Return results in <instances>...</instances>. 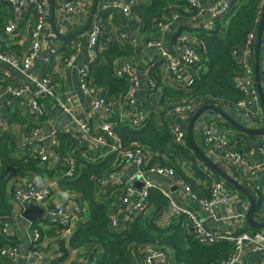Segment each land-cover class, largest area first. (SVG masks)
<instances>
[{
	"label": "built area",
	"instance_id": "obj_1",
	"mask_svg": "<svg viewBox=\"0 0 264 264\" xmlns=\"http://www.w3.org/2000/svg\"><path fill=\"white\" fill-rule=\"evenodd\" d=\"M14 10V16L5 25V34L13 35L18 31L23 24L24 13L29 11L31 14L32 24L26 28L28 35L27 52L23 55H15L3 52L0 49V64H8L9 69H13L19 75L25 77V80L16 88L7 84L0 85V109L5 104L12 101H17L21 106H24L33 118L41 119L44 115V109L39 103L41 97L49 98L58 110L66 115L70 122L73 123L76 130L64 128L61 132L72 138L75 147L60 154V167L63 168V177L67 179H74L77 175L76 165L77 158L81 155L84 158H90L92 155L98 154L97 161H101L108 154H115V164L111 173L99 174L93 178L95 187L106 185L109 183V178L117 174L120 168L124 165H131L132 171L124 183L116 184V191L120 192L119 201L127 202L129 198L131 201V211L126 220H118L116 216L117 207L113 205L111 209L108 227L113 232L122 230L127 220H132L135 216L143 212L147 207V201L150 190L160 191L169 199V194L160 186L151 181V177L169 178L175 175V171L171 167L162 166L157 162L150 163L154 158V154L149 153L142 145L134 147H121L116 136L114 135V128L118 124H127L134 127L144 126L149 119V113L145 108L136 107V94L141 89V81L137 77L134 68L130 63L125 61H116L114 65V77L123 78L128 84V90L125 95L120 97L119 109L109 104L104 94L105 87L100 86L95 82L94 71L99 64L97 60V43L102 34V25L99 21H94L92 27L87 34L81 37L85 38V55L79 59L73 56L65 57L62 64L67 68L75 66L78 70L80 80V90L84 93H91L93 97V104L88 108L84 115H77L72 107L71 98L66 92L59 93L57 91V79L51 74V56L57 52L53 50L47 56H41L40 39L45 31L47 25V0H5ZM189 7H198V0H183ZM264 1V0H263ZM143 0H135L131 6L124 9V14L128 18H134L132 9L143 4ZM244 0H211L207 9H199V16L201 22L197 29L205 34H211L216 28V20L221 19L229 14L232 10L236 11ZM264 3V2H263ZM263 6V4H262ZM260 7V15L262 12ZM56 12L59 17L65 18L68 14H76L78 10L83 7L88 9L90 7L89 0H71L67 2H59L55 5ZM118 7V2L110 0L106 2L102 9L103 11ZM167 24L162 23L158 25L157 31L154 35L147 37L145 45L147 47H156L159 57L163 60V64L167 71V79L169 86L177 90H188L192 83L194 76L205 68L206 53L203 45L198 42L196 37H190L188 44L179 43L175 47L181 48L182 54L179 60H174L163 46L162 35L166 32ZM257 30V29H256ZM256 30L250 33L244 45L235 47L231 51V56L240 75L233 80V85L238 89L244 97L235 104L226 105L230 109L239 111L246 108H253L251 121L249 125L241 123L245 127L252 129L264 128V109L260 103L258 91L254 82V49L256 42ZM219 33V30H218ZM126 42V41H125ZM184 42V41H183ZM156 56H152V61ZM41 60L45 70L41 72L42 75L31 76L28 75V70L38 61ZM185 70V75H179L176 70L177 65ZM260 79L264 81V35L261 43L260 51ZM5 77L0 67V78ZM145 92L147 96H154L159 93L157 90L158 84L152 78L147 77L145 80ZM161 95L159 93L158 98ZM212 104L213 99L209 96L203 98H194L193 100L183 99L172 104V106L165 112V119H172L178 116H186L189 118L199 107ZM217 106V105H215ZM218 107V106H217ZM103 110L105 115L100 116L99 111ZM224 110V109H223ZM227 113V112H226ZM231 116V115H230ZM232 117V116H231ZM234 118V117H233ZM238 121L236 118H234ZM198 130L202 135V142L206 148L214 153H220L225 158H230L239 175L246 179L245 187L255 194L263 196L264 204V182L255 184L252 181L254 175V166L251 158L254 154L253 149L248 152H240L236 148V144L225 140L222 135L225 133L223 123L225 121L212 112L205 113L198 121ZM240 123V122H239ZM51 126L50 120L44 122V125L31 127L25 133V145L36 153L41 165L53 167L50 154L54 151V146L57 145V138L59 133L56 130H50L47 136L42 134V128ZM170 141L174 146H184L186 142V128L173 122L169 125ZM1 135V133H0ZM49 142V143H48ZM260 151L264 154V144L261 145ZM80 152V155L79 153ZM206 171V170H205ZM209 171V170H207ZM253 182V183H252ZM135 183H140L139 187H135ZM54 191V184L39 185L34 182H28L24 187H16L9 195L11 203L22 206L25 203H32L39 207L46 209L49 216L63 212V204L56 198H52ZM230 190L226 184L219 179L212 180L209 185V196L200 197L192 192L188 184L182 183V195L185 202H190L196 205L199 209L210 210L228 204V197ZM54 205L52 208L51 205ZM169 207L171 212L167 214L171 219H179L183 217L186 223V229L190 235L198 240L200 245H213L215 243L232 240L234 242V251L228 259L219 264H235L240 256L242 249L245 247L252 252H260L263 258L256 264H264V231H243L245 225L239 224L238 235H225L220 233H212L205 229L203 222L197 217L193 210L178 206L174 201L169 199ZM20 214V213H19ZM64 215L58 222L51 221L55 227L64 229L66 233H70L72 228H75L77 216ZM257 221H264V210L256 214ZM13 219H2L0 221V232L3 235L9 236L12 232ZM74 231V230H73ZM35 239L38 240L39 233L35 230ZM58 244H56V250ZM18 248L4 245L0 249V255L9 260L10 264H15L18 255ZM29 252V251H28ZM135 256L142 264H154V260L159 258L158 264H168L169 256L166 252L157 250L154 246H137L134 250ZM34 252H29L27 258L34 256Z\"/></svg>",
	"mask_w": 264,
	"mask_h": 264
},
{
	"label": "trees",
	"instance_id": "obj_2",
	"mask_svg": "<svg viewBox=\"0 0 264 264\" xmlns=\"http://www.w3.org/2000/svg\"><path fill=\"white\" fill-rule=\"evenodd\" d=\"M67 1L71 0H54V4ZM263 2V0H244V3L236 11L232 10L229 14L216 20V28L211 34H205L201 30L195 29L194 35L203 45L206 61L205 68L194 76L191 87L188 90H177L171 87L164 89L158 102L157 111L156 108L151 111L144 126L134 127L118 124L114 128V135L121 147L131 148L142 145L149 153L155 155L150 163L157 162L162 166L173 168L176 175L191 187L192 192L203 198L209 196L211 181L218 180V178L206 170L201 160L188 146L187 140L184 146L171 144L169 125L174 121L173 118L165 119L164 114L173 103L183 99L193 100L197 97L209 96L215 105L223 109L226 105L235 104L244 97L242 92L233 85L234 78L238 77L240 72L235 66L231 51L235 47L244 45L247 36L257 29L260 7ZM172 4H182V2L149 0L148 3L135 6L132 13L142 23L144 33L151 36L156 33L159 24L167 23L171 15L169 9ZM13 16L14 10L10 4L5 0H0V49L21 56L27 51L21 52L18 45L3 46L1 44V40L8 43L5 25ZM222 27L224 31L219 34L218 30ZM68 45L69 43H65L63 48ZM136 53L137 49L132 45L107 44L102 52L103 62L99 63L94 71L95 82L108 88L110 93L116 97L125 95L128 84L125 79L114 77V65L116 61L130 58ZM151 78L154 81L158 80L153 75ZM0 85L7 84L0 78ZM17 103L15 100L11 105L5 104L3 113L9 126L24 127L25 129L21 131L24 132L29 129L30 125L18 109ZM158 118L160 121H157ZM198 124H196L195 132H197ZM223 128L225 133L233 132L241 143H247L253 137L236 131L226 123H223ZM17 137V135L6 131L0 135V221L12 219V207L6 200L9 182L13 178L29 175L41 176L47 172L46 166L40 164L36 153H32L26 147H18ZM58 139L62 144L71 142L66 135L59 134ZM239 145L241 144L239 143ZM199 147L207 155L211 153V150L205 146ZM98 156L99 153L90 158L80 155L77 158L76 177L74 179H59L58 186L61 190L80 193L87 203L86 217L84 214L85 221L78 223L77 230L67 246L65 247L61 240L57 242L63 256L67 254L68 249L81 248L91 242L101 244L104 247V252L95 260L91 258L88 264H142L135 256L134 250L137 246L143 245L154 246L157 250L172 253L175 264H219L233 253L235 245L232 240H224L213 245H200L198 240L188 233L183 217L179 219L169 217L167 224L159 225L158 218L169 207V199L157 190H150L146 209L132 220H127L125 225L128 227L125 230L118 232L110 230L108 208L97 202L93 178L99 174L111 173L116 163V155L108 154L101 161L96 162ZM183 165L191 177L185 174ZM226 187L237 194L239 198L245 199L227 184ZM256 196L259 202L257 214L264 210V204L263 196L261 194H256ZM40 222L43 221L34 222L32 227L36 228V224ZM243 231H251V229L246 225ZM6 244L20 249L15 237L6 236L0 232V249ZM0 264H10V262L0 255Z\"/></svg>",
	"mask_w": 264,
	"mask_h": 264
},
{
	"label": "crops",
	"instance_id": "obj_3",
	"mask_svg": "<svg viewBox=\"0 0 264 264\" xmlns=\"http://www.w3.org/2000/svg\"><path fill=\"white\" fill-rule=\"evenodd\" d=\"M110 0H101L98 6L97 18L95 21H99L102 25V34L100 35L97 43V59L99 58V63H102V52L105 49L106 45H112L118 43L121 45H132L137 49V53L130 58L122 59L120 61H125L130 63L134 68L137 77L141 81V89L136 94V107L147 108L148 113L158 107L159 102V93L162 97L164 89L170 88L169 82L167 79V71L163 64V60L158 55V50L156 47H147L145 45V40L148 36L143 31L142 23L138 20L136 16L134 18H128L124 14V9L127 6H131L135 0H113L118 2V7L112 8L107 11H103V5ZM144 3H148L149 0H143ZM182 2V4H172L169 9L170 18L167 21L166 32L162 35V43L165 49L168 51L169 55L174 60H179L182 50L181 48L175 47L179 43L188 44L190 37H194L195 29H197L198 24L201 22V16H199V9H207L208 4L211 0H198V7L191 8L183 0H176ZM90 7L85 9L84 7L81 10H78L76 14H68L67 17H59L56 12V22L57 26L63 34L76 31L83 27L87 21L92 0H89ZM134 15V14H133ZM22 25L13 35H8V43L5 40H1L3 46H14L15 44L21 48V52L27 51L28 47V35L27 30L31 24V14L29 11L24 13V20ZM189 28L190 30H186ZM224 28L219 29V34H222ZM195 38V37H194ZM85 38H81L69 42V45L66 48L64 44L59 43L50 31L49 26V13L47 12V25L45 31L40 39V48L41 56H47L53 50H56L51 56V74L57 79V91L59 93L66 92L67 95L71 98L72 103L71 107L77 115H84L85 111L91 107L93 104V97L91 93H84L80 90V80L78 70L75 66L65 67L62 64V60L65 57L73 56L75 59H79L85 55ZM126 41V42H125ZM184 41V42H183ZM4 52V51H3ZM155 55L154 61H152V56ZM81 59H79L80 61ZM42 64L41 60H38L32 68L27 72L28 75L38 76L42 75L41 72L45 70V67ZM0 67L3 71L5 77L2 80H5L6 84H11L12 87H18L24 80L25 77L19 75L13 69H9V65L4 63L0 64ZM176 70L179 75H185V70L177 65ZM151 75L155 77L156 83L158 84L157 90L159 93H156L153 97L147 96L145 92L146 84L145 80L147 77L151 78ZM157 77V78H156ZM261 88L264 95V81L261 80ZM104 94L109 104L113 105L116 110L119 109V101L122 96H114L110 93L109 89L105 87ZM14 101L7 105H11ZM40 105L43 107L45 115L37 120L31 116V113L21 104L17 103L18 109L21 111L22 115L25 117L26 122L31 127H37L44 125V122L50 120L51 126L43 127L42 134L47 136L50 130H56L59 134L64 135L61 130L64 128L76 130L73 123L70 122V119L63 115L58 108L53 104V102L47 97H41L39 99ZM6 106V105H5ZM3 106V108L5 107ZM3 108L0 109V133L6 131L13 135L23 134L24 145H25V133L27 131L21 132L24 127L9 126L7 118L3 113ZM232 117L236 118L238 122L249 125L251 121V116L253 113V108H246L239 111L230 109L229 107L223 108ZM222 109V110H223ZM99 115H105L103 110L99 111ZM188 118L186 116L174 117L173 121L179 124L182 127H185ZM157 121H160L159 118ZM195 142L199 146H204L202 142V135L197 129L195 132ZM68 136V135H66ZM71 140L70 143H61L57 138V145L54 146V151L51 152L50 156L53 157L52 164L53 167L49 168L46 166L47 172L44 175H29L26 177H17L13 178L8 184V192L6 200L8 204L12 207V232L11 237H15L18 240L20 249L18 250V255L16 257L15 264H88V261L92 258L95 260L97 257H100L104 252V247L98 242H91L90 244L83 246L77 249H68L67 254L63 256L59 247L56 250V244L59 240L63 241L65 247L67 246L71 237L75 234L79 222H84L87 214V203L83 200V197L80 193H75L69 190H61L58 186L59 179L63 177V168L60 167V154L65 153L72 147H75V144L72 141V138L68 136ZM222 137L227 140L234 142L237 146L236 148L240 152H248L249 149H253L254 154L251 158L252 165L254 166V175L252 176V181L255 184H261L264 182V154L260 151L261 145L264 144V136L252 137L251 140L247 143H241L237 139L235 134L224 133ZM49 143V142H48ZM239 143L241 145H239ZM239 145V146H238ZM20 148L21 146L18 145ZM27 148V147H26ZM210 149V148H208ZM80 154V152H78ZM220 168L226 171L230 176L239 180V182L245 186L246 179L239 175L233 161L230 158L223 157L220 153H214L211 151L208 155ZM61 165V164H60ZM45 167V166H44ZM133 167L131 165L122 166L117 174H114L109 178V183L106 185H101L95 187V197L97 202L105 205L108 208V214L110 215L113 205L117 207L116 216L118 220L128 219V215L131 211V201L133 199L129 198L127 202L119 201L120 192L116 191V184L124 183L127 181L129 173L132 171ZM183 169L186 175L190 176L189 171L183 165ZM34 182L39 185L45 184H54V191L52 198H56L59 202L63 204V212L55 214L40 220L43 222L37 223L36 228L32 227V224L24 225L20 222V215L22 206L19 204L11 203L9 195L16 187H24L28 182ZM151 181L160 186L169 194V199L174 201L180 207H186L194 211L197 217L203 222V226L206 230L212 233H220L225 235H238L240 231L238 229L239 224L243 223L246 226L244 221L245 212L248 209V202L246 199H241L234 192H230L228 197V204L225 206H220L210 210L199 209L196 205L192 203L185 202L182 195V183L184 181L181 177L177 176L176 173L174 176L169 178H158L151 177ZM252 182V183H253ZM135 187H139L140 183H135ZM53 208L54 205L52 204ZM171 212L170 207L158 218L159 225H165L169 222V217L167 214ZM76 214L77 219L75 223V228H72L70 233H66L64 229L55 227L51 222L53 220L60 221L64 215L74 216ZM85 214V217H84ZM75 219V216H74ZM38 222V221H37ZM127 227H122V230H125ZM35 230L39 233V239H35ZM74 230V231H73ZM32 247V248H30ZM31 250V251H30ZM34 252V256L31 258L28 257L29 252ZM169 256L168 264H175L173 262L172 253L168 252ZM263 258V255L260 252H252L247 248H243L238 260L235 264H256L260 262ZM160 261L159 258L154 260V264H158Z\"/></svg>",
	"mask_w": 264,
	"mask_h": 264
},
{
	"label": "water",
	"instance_id": "obj_4",
	"mask_svg": "<svg viewBox=\"0 0 264 264\" xmlns=\"http://www.w3.org/2000/svg\"><path fill=\"white\" fill-rule=\"evenodd\" d=\"M101 0H92L90 12L87 18V21L83 27L80 29L63 34L57 26L56 22V7L54 0H47L48 2V13H49V26L50 31L54 38L61 44L69 43L75 41L87 34V32L92 27L95 19L97 18L98 6ZM264 35V3L262 6V12L258 20V26L256 30V42L254 49V82L255 87L258 91L260 103L264 109V95L261 88V79H260V51L261 43ZM208 112H212L222 118L226 124L231 125L236 131H239L242 134L250 135L253 137L264 136V128L262 129H252L245 127L228 113H226L221 108L212 105L206 104L194 111L190 116L186 128V140L187 144L193 153L201 160L204 167L209 170L213 175H215L222 183L227 184L233 188L237 193L241 194L248 202V209L244 215V221L249 229L254 231H264V221L256 220V212L258 209V197L255 193L250 191L247 187L242 185L238 180L230 176L226 171L220 168L195 142L194 133L195 127L199 119ZM18 145H24L23 134H19L17 137ZM20 222L24 225H29L34 222L44 220L48 217L46 209L34 205L32 203L23 204L20 212Z\"/></svg>",
	"mask_w": 264,
	"mask_h": 264
},
{
	"label": "clouds",
	"instance_id": "obj_5",
	"mask_svg": "<svg viewBox=\"0 0 264 264\" xmlns=\"http://www.w3.org/2000/svg\"><path fill=\"white\" fill-rule=\"evenodd\" d=\"M207 170V169H206Z\"/></svg>",
	"mask_w": 264,
	"mask_h": 264
}]
</instances>
